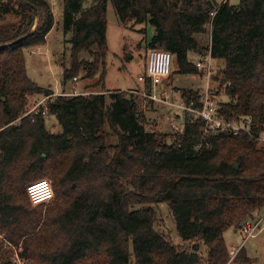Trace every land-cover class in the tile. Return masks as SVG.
Wrapping results in <instances>:
<instances>
[{"label": "trees", "instance_id": "16d2710c", "mask_svg": "<svg viewBox=\"0 0 264 264\" xmlns=\"http://www.w3.org/2000/svg\"><path fill=\"white\" fill-rule=\"evenodd\" d=\"M87 1L64 0L71 66L62 86L82 72L98 76L101 90L55 98L29 78L25 58L45 46L55 25L49 2L0 1V264H254L243 246L231 261L224 233L242 230L264 209V144L257 141L264 132V0H93L84 9ZM109 2L120 25L141 26L148 53L172 55L169 80L198 75L191 52L223 61L213 78L226 86L222 116L250 122L251 136L205 135L204 122L189 111L176 115L185 116L183 132L148 130L135 98L105 88ZM208 27L204 48L196 35ZM39 94L47 105L27 113L28 99ZM200 98L182 91L193 109H201ZM46 115L62 133L47 130ZM35 170L39 180L17 178ZM40 179L52 180L56 195L46 214L27 194ZM161 203L192 247L155 230L152 206Z\"/></svg>", "mask_w": 264, "mask_h": 264}, {"label": "rangeland", "instance_id": "374dc122", "mask_svg": "<svg viewBox=\"0 0 264 264\" xmlns=\"http://www.w3.org/2000/svg\"><path fill=\"white\" fill-rule=\"evenodd\" d=\"M0 1L6 2L7 0ZM48 1L52 7L55 25L52 31L47 35V42L45 46L42 47L41 51H38L36 48H31L25 53L26 68L29 78L43 90H52L54 92L53 98L63 92L67 95H88L91 92L96 93L100 91V87L95 88L94 86L98 82L99 77L97 76L93 79H86L82 72L77 76V81H69L65 85V88H63V69L64 67L70 68L71 66V45L67 43L70 34H64L62 27L64 0ZM239 3L240 0H230L231 5H238ZM92 4L93 0H89L84 3L83 7L84 9H88ZM12 19L15 21L17 20L16 18ZM107 22L108 54L106 57L107 76L105 79V88L111 92L119 91L135 98L138 102L139 110L143 114V121L148 130L167 133L169 136L175 135L179 132L178 130L184 128L185 116L180 118L176 116L182 115L181 110L176 107L177 104L183 102L181 99L182 91L194 90L203 92V81L197 74H175L172 76V79L169 80L170 88L168 89V101L173 105H166L157 102L152 103L151 100L147 98L149 90H146V86H143L138 82V77L144 73L148 55V52L143 45L144 36H146L145 32H140L141 26H134L131 29L120 25L116 11L110 2L107 10ZM38 24L39 19L36 18L34 25L31 27V31H35ZM152 34L153 29L149 26L148 36L150 37ZM201 36L202 39L200 42L204 48H208L210 45V27H208L207 31L201 34ZM47 50L49 52H47ZM202 57L206 59L208 58V55L203 54ZM188 58L192 63H195L200 59V57L194 53L189 54ZM81 59L92 61L91 56L85 53L81 54ZM212 65L214 67L213 78L215 77L216 79L218 72L223 69L224 63L221 60H212ZM212 85L215 87V92H219L218 98L221 100H227L224 98L225 90L220 86L219 81H215V83L213 82ZM47 103L48 100L44 95L39 94L32 96L28 99L26 112L35 113L37 108L45 107ZM46 128L50 133H62L61 125L53 116L46 115ZM110 142L114 143V140L111 139ZM40 174L42 173L35 170L26 173L25 175H19L17 178H29L31 181L39 180L38 176ZM40 180L49 181L52 184L54 191L52 180ZM55 203L56 195L54 193L53 201L45 205L33 207L40 208L43 210V213L46 214L50 208L54 207ZM152 208L155 211V230L164 234L176 245L181 244L183 247H192L194 243L184 244L179 237L175 218L167 203L153 205ZM261 217H264V209L256 215L257 219H261ZM224 239L231 257L236 255L233 247L240 248L243 246L254 264H264V230L257 236L246 239V235L243 234L242 230L235 232V230L231 228L224 233ZM206 251V248L202 246L200 252L204 258H206ZM13 256L15 258V255ZM232 260L234 259L231 258V261Z\"/></svg>", "mask_w": 264, "mask_h": 264}, {"label": "built area", "instance_id": "2783aa9c", "mask_svg": "<svg viewBox=\"0 0 264 264\" xmlns=\"http://www.w3.org/2000/svg\"><path fill=\"white\" fill-rule=\"evenodd\" d=\"M211 36V32H210ZM211 43V40H210ZM38 51H40L38 49ZM208 58L204 59L199 55L200 59L194 63L198 70V76L203 81V92L201 93L200 101L202 107L199 110L187 106L184 102L177 104L176 107L181 112L189 111L194 114L196 119H201L204 122V134H227L238 136L246 134L251 136L250 122L245 123L240 121H227L222 116V100L219 99L218 91L215 92V87L212 83L214 67L212 65V58L207 54ZM202 57V58H201ZM172 55L165 50H152L147 55L146 67L144 73L138 77V82L146 86L150 81V92L147 98L153 102L162 103L166 105H173L168 101V82L172 74ZM224 89L226 86L223 87ZM184 128L180 129L183 132ZM257 141L264 144V132L260 134ZM27 194L33 206H40L50 203L54 200V191L52 184L47 180H41L28 186ZM264 229V217L257 220H248L243 226L242 232L246 235V239L257 236ZM240 248L233 247L237 254ZM235 255H233L234 257ZM233 259V258H232Z\"/></svg>", "mask_w": 264, "mask_h": 264}, {"label": "crops", "instance_id": "0c3cea01", "mask_svg": "<svg viewBox=\"0 0 264 264\" xmlns=\"http://www.w3.org/2000/svg\"><path fill=\"white\" fill-rule=\"evenodd\" d=\"M46 1L49 2L48 0H46ZM49 4H50V3H49ZM50 6H51V5H50ZM51 8H52V7H51ZM53 28H54V27H53ZM51 31H52V30H51ZM210 32H211V31H210ZM151 37H152V35H150V37L148 36V29H147V39L149 40ZM196 39H197V41L202 45V43L200 42L201 39H202L201 34H197V35H196ZM210 40H211V36H210ZM202 46H203V45H202ZM41 49H42V48H40L39 50L41 51ZM47 52H49V51L47 50ZM190 54H193V53H190ZM194 54H196V53H194ZM196 55H198V54H196ZM198 56H199V55H198ZM188 57H189V56H188ZM189 61H190V60H189ZM190 62H191V61H190ZM203 86H204V84H203ZM261 218H262V217H261ZM263 230H264V229H263ZM263 230H262V231H263ZM235 232H237V231L235 230ZM243 234H244V233H243ZM241 247H242V246H241ZM235 256H236V255H235ZM235 256H234V257H233V256H232V257L230 256V257L234 259Z\"/></svg>", "mask_w": 264, "mask_h": 264}, {"label": "water", "instance_id": "95a60500", "mask_svg": "<svg viewBox=\"0 0 264 264\" xmlns=\"http://www.w3.org/2000/svg\"><path fill=\"white\" fill-rule=\"evenodd\" d=\"M25 2V1H24ZM28 6H31L29 3H27V2H25ZM34 10H35V13H36V9L34 8Z\"/></svg>", "mask_w": 264, "mask_h": 264}]
</instances>
